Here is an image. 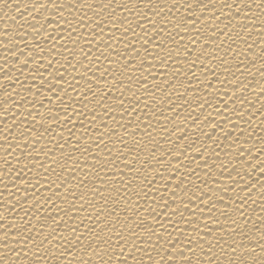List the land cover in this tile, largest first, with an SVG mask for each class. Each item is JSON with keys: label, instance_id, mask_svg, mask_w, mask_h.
Returning a JSON list of instances; mask_svg holds the SVG:
<instances>
[{"label": "snow or ice", "instance_id": "snow-or-ice-1", "mask_svg": "<svg viewBox=\"0 0 264 264\" xmlns=\"http://www.w3.org/2000/svg\"><path fill=\"white\" fill-rule=\"evenodd\" d=\"M31 9V33L0 34V104L4 120L13 114L0 128V264H264V134L239 124L253 127L245 118L264 97L246 95L253 69L264 79V0H31ZM193 80L207 99L179 91ZM225 85L228 99L213 103ZM157 124L172 138L162 151Z\"/></svg>", "mask_w": 264, "mask_h": 264}, {"label": "bare ground", "instance_id": "bare-ground-1", "mask_svg": "<svg viewBox=\"0 0 264 264\" xmlns=\"http://www.w3.org/2000/svg\"><path fill=\"white\" fill-rule=\"evenodd\" d=\"M19 2L20 4V7L19 9H15L14 7H9V8H2L0 7V34H2L5 29L8 30V35L9 36H14L15 39L19 40V37L21 35H23L25 32H28V33H31L32 32V17L36 15V13L34 12V10L31 9V0H9V3L10 4H15ZM177 4L179 5V3L181 2V0H176ZM146 11V9H145ZM180 13H183V9H180L179 10ZM172 14L173 16L177 15V10L176 9H173L172 10ZM65 15H67V13H65ZM89 16L92 15L91 12L88 13ZM149 15H151V13H149ZM44 17H48L49 20L52 19L51 16H49L48 13H45L43 17H37L38 20H40L41 23L44 22ZM132 19L134 20L135 17H132ZM153 19H155V17H153ZM239 19V17L237 18ZM171 27V26H169ZM239 30V29H237ZM109 30L107 28H105V32L107 33ZM136 31H139V29H137ZM115 35L119 36V32H117ZM2 38V37H0ZM28 40H31L32 39V36L29 35L27 37ZM252 39H256L255 36H253ZM61 43H63V41H61ZM250 43H251V40H250ZM47 47V45H45ZM119 47V46H117ZM168 47H171V44L168 45ZM199 48V46H198ZM243 49V45H241V50ZM94 50V49H93ZM256 52H259V47H257L256 49ZM141 54L143 55V51H141ZM222 54V53H221ZM5 55V52L3 50H0V57H3ZM23 59V58H22ZM228 59L231 60V57H229ZM148 60L149 61H152L153 63H156V69L155 71H162L164 69V65H160L158 62L154 61L153 58L151 56L148 57ZM0 63H2V60H0ZM10 64H16V61L14 60H10L9 62ZM85 63H87V61H85ZM234 63V61H233ZM259 66V61L257 62V67ZM31 67V65H30ZM149 67V65L146 63L145 64V68L147 69ZM173 68L172 67H169L168 69V76L169 78H171V72H172ZM29 69H24V73H28ZM82 71V69H81ZM195 71V69H194ZM234 71V69H233ZM253 71V75L255 76V78L253 79L252 76H249L246 83L250 84L251 85V88L249 89V92L246 93V95L249 97L250 100H254L255 99V95L258 94L259 90L261 88H264V79H261V77L259 75H256L255 74V69L252 70ZM18 73L17 72H13L12 75L13 76H16ZM46 77L48 75V73H45L44 74ZM224 76L221 75V79H223ZM152 78L149 77V80H151ZM159 79V78H158ZM228 79H231V77H228ZM21 80H23V76H21ZM180 81H184V78L183 76L180 77ZM0 83L2 84H7V80L2 76L0 75ZM83 83V82H82ZM214 84L218 85L219 84V81H213ZM12 87L13 88H16L17 85L15 82H13L12 84ZM185 87H189V88H196L197 89V93H192L190 92L189 94V99H192L193 96L195 95H199L201 97H204L205 99H207V94L204 92V91H200L199 90V84L197 81L193 80L192 81V84L191 85H188L187 82L185 81L183 86H181L179 88V91L180 92H183L184 91V88ZM228 89V85H225L224 86V89L219 91L215 96H213L212 98V102L213 103H216L217 100H219L221 97H223V91L224 90H227ZM209 91H212L211 89ZM116 93H113V96H115ZM157 99H159V97H157ZM173 102L174 103H177L180 105V107H177L176 108V111L180 113V116H181V119L183 118L184 115L187 114V109L183 108V101H176V97L173 96ZM224 100H227L228 97H223ZM3 100V93L0 92V101ZM45 106L48 107V102L45 100ZM256 103V108L253 109V112L249 115L246 116V120H251L252 122V125L253 127H249L247 123H245V121H240L239 124H240V127L241 128H247L248 129V132H255L256 136L259 137L260 135L264 134V128H261V120L264 119V116L261 115V113L258 111V109L260 108V105L261 103H264V97H261L260 100L258 101H255ZM8 107H11V104L8 105ZM30 107V105L28 106ZM165 109H168L169 108V105L167 102H165V105H164ZM190 107L192 108H196V104L193 103L192 105H190ZM37 108H39V105H37ZM41 112L44 111V109H39ZM211 109L210 108H205V112H209ZM15 112V110H13ZM20 111H24V109H21ZM71 111V110H70ZM198 111V109H197ZM4 115H5V108L2 104H0V121H2V123H0V128H3L7 123L11 122V120L13 119V114L9 113L8 114V119L7 120H4ZM15 115H19V112H15ZM166 115H169L171 116L172 113L171 111H166ZM212 115L215 117L216 116V113L215 112H212ZM39 119V118H38ZM117 120H120V116L117 115L116 117ZM216 119H219V117H216ZM145 120H147V118L145 117ZM177 123H179L180 121L177 120L176 121ZM153 123H155V121H153ZM190 123V122H189ZM212 123L214 124L215 123V120L212 121ZM109 124L111 125V120H109ZM113 127H115V125H112ZM144 127V124H141V128ZM158 131H157V134H156V140L160 143V145L162 146L161 147V151L163 150V148H166V147H169V145L166 143L167 140L169 139H172L171 137H167L165 136L163 133H160L159 132V128H160V125L157 124L156 125ZM172 125L169 124V128H171ZM225 127H228V125H225ZM77 129H79V125H77ZM37 130L38 131H43V129H40L37 125ZM62 129H56V132L59 133L61 132ZM205 131H210L209 128H205ZM14 134H16L14 132ZM65 135H67V133L65 132L64 133ZM236 133H234L235 135ZM77 135H79V131H77ZM140 135V134H138ZM195 135H198V133L196 132L195 128L193 127L192 130L189 132V136H195ZM214 138L217 137V136H220V129H217V132L216 133H212L211 134ZM116 137H113L112 138V141H116ZM220 139L223 141V137H220ZM231 138H229L230 140ZM45 141H42L41 143H45ZM130 142V141H129ZM203 143L206 144V146L208 147V150H209V153L212 151V148L214 147V145L212 144V141L211 140H206V141H202ZM229 141H223L224 145H227ZM111 143V142H110ZM152 145L151 144H147L146 145V148H150ZM259 147V145H257ZM39 148V145L37 146ZM117 147H122L121 145L117 144ZM115 149H113V153L115 154ZM216 151H219L220 154H221V158L224 159V153L221 151V149L217 148ZM189 152L191 153L192 152V149H189ZM15 155L18 157L19 156V150L16 151ZM57 156H59L60 154L57 152L56 153ZM4 156V151L2 148H0V157H3ZM142 158H143V154H142ZM197 159H199V157H197ZM41 160H43V156L41 155ZM83 161V157H81V162ZM12 163L15 165L16 164V160L13 159ZM21 165L23 164H27L28 161L26 160H21ZM48 163L50 164L51 161H48ZM217 163H219V161H217ZM3 164V160L0 159V165ZM30 166V165H29ZM120 167H123V165H120ZM35 169H33V172L31 175H34L35 174ZM213 171L215 172V169H213ZM57 172L59 173V169H57ZM197 174L201 177V179H205V173L203 171H198ZM49 175H51V173H49ZM63 175H67L66 173H64ZM77 176H82V173H77ZM253 177L256 176V173H253L252 174ZM10 179L11 177L8 178V180H6L5 182L6 183H9V187L11 188V184H10ZM193 181H195V183H199L200 181L196 180L195 177H192ZM226 179V177H225ZM97 185L100 183L99 181L96 182ZM89 188L92 187V184L89 183L88 185ZM258 188V186H257ZM4 190V186L2 184H0V191H3ZM46 191V190H45ZM60 192L61 194L64 193V188L61 187L60 189ZM50 194V193H49ZM5 197H7V193H5ZM89 198H91V193H89ZM253 199H257V196H256V193H253ZM55 199V198H54ZM98 199V198H97ZM227 199V197H226ZM29 202H25V205L27 206ZM57 204H61L60 201H56ZM62 207H67L66 205H61ZM48 212H51L52 209L51 207H49L47 209ZM248 211H251V206L249 207ZM4 213V209H0V214H3ZM259 212L257 210L256 213H253V215H258ZM15 213H12L11 216L9 218H14L15 217ZM20 215H23V213H20ZM83 215V213H82ZM185 215L187 216L188 213H185ZM189 231H191L189 229Z\"/></svg>", "mask_w": 264, "mask_h": 264}]
</instances>
